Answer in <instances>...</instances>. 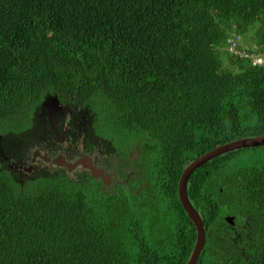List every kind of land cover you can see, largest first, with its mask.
<instances>
[{"label": "trees", "instance_id": "trees-1", "mask_svg": "<svg viewBox=\"0 0 264 264\" xmlns=\"http://www.w3.org/2000/svg\"><path fill=\"white\" fill-rule=\"evenodd\" d=\"M256 25L260 47L235 54L229 40ZM257 52L264 59V0H0L2 144L18 133L29 142L48 94L87 107L105 136L143 148L156 201L145 215L169 223L142 231L141 199L88 175L21 184L0 162V264H151L139 260L144 232L155 264H185L197 231L179 179L215 146L264 133ZM188 194L207 228L197 264H264V145L207 161ZM226 214L237 226H217L231 225Z\"/></svg>", "mask_w": 264, "mask_h": 264}, {"label": "flooded vegetation", "instance_id": "flooded-vegetation-1", "mask_svg": "<svg viewBox=\"0 0 264 264\" xmlns=\"http://www.w3.org/2000/svg\"><path fill=\"white\" fill-rule=\"evenodd\" d=\"M62 105L63 110L52 119H49L46 111H39L36 114L35 122L24 134L32 132L29 142L17 139L19 133L8 143H5V139L3 147L7 151V159L1 157V164L15 172L21 184L37 176H53L59 172L66 175L74 172L78 173L79 177L88 175L98 183L103 192L122 197H117L118 199L129 198L132 202L136 196L141 199L142 205H137L139 214L137 226H142V231L146 219L145 226L159 228L169 226L166 212L160 221L156 215L152 216L150 224L148 222L150 216L145 215L146 210L151 211L150 205L156 201H152L155 192L149 191L150 182L146 176V162L140 144L138 142L123 144L112 136L102 135L97 127L98 119L95 112L87 107L63 103ZM84 158L90 159L97 169H101L102 174L93 176L91 170L81 163L80 160ZM63 160L72 164L78 161L79 163L70 170L68 166L59 164V161ZM217 226L237 225L222 223ZM145 235V232L142 236L139 235V241L142 242L139 260L155 264L156 258L152 250L154 242L149 243ZM156 240L159 241V246H164L160 249L161 252L168 249V240Z\"/></svg>", "mask_w": 264, "mask_h": 264}, {"label": "water", "instance_id": "water-1", "mask_svg": "<svg viewBox=\"0 0 264 264\" xmlns=\"http://www.w3.org/2000/svg\"><path fill=\"white\" fill-rule=\"evenodd\" d=\"M63 110V105L58 97L57 94H48L42 101L39 111L45 112L49 115V119H52L58 112ZM3 135L0 134V158L6 157L7 151L3 147L2 144ZM264 145V133L253 135V136H246L240 137L238 139H233L231 141L219 144L214 148L208 150L207 152L201 154L200 156L193 159L184 169L179 179L178 184V196L179 200L183 205L188 217L193 222L197 235L193 250L191 252L189 260L185 264H197L198 258L205 246L207 240V228L204 225L203 218L196 207L193 205L189 194H188V182L190 179L191 174L201 165L206 163L207 161L211 160L214 157L219 155L228 153L230 151H234L241 148H248V147H256ZM84 167L91 170L92 175L97 177L102 174L99 169L93 164L90 159L84 158L80 160ZM79 161L76 164H72L66 161H59V164L66 165L72 170L76 165H78ZM30 169V168H29ZM28 169V171H29ZM225 219L230 224H235V216L234 215H226Z\"/></svg>", "mask_w": 264, "mask_h": 264}, {"label": "rangeland", "instance_id": "rangeland-1", "mask_svg": "<svg viewBox=\"0 0 264 264\" xmlns=\"http://www.w3.org/2000/svg\"><path fill=\"white\" fill-rule=\"evenodd\" d=\"M251 28H253V29L251 30ZM251 28L249 29V32L246 33L243 37H241V38H235V39H230L229 40L231 42V47H230L231 50L236 51V53L239 51V50H236L235 49V45L236 44H242L245 47H251V48H258V47H260V45L258 43H256V40H257L256 37L254 35H253L254 37L251 36L252 34H255L256 32L259 31L260 26L256 25V26H253ZM261 55L263 56V54L262 53H259V52L253 54V56H254V62H256L259 57H262ZM260 61H264L263 57H262V59ZM229 65L230 64H227V66H229ZM104 130H105V127H103L101 129V134L102 135H104L103 132H102ZM108 132L110 133L111 130L109 129ZM68 176L70 178H72V179H75V180H78L79 179V174L78 173L70 172ZM159 213H161V211ZM166 218H168V215H166ZM146 221H147V219L144 221L143 226H145ZM148 222H149V224L152 222L151 216L149 217Z\"/></svg>", "mask_w": 264, "mask_h": 264}, {"label": "built area", "instance_id": "built-area-1", "mask_svg": "<svg viewBox=\"0 0 264 264\" xmlns=\"http://www.w3.org/2000/svg\"><path fill=\"white\" fill-rule=\"evenodd\" d=\"M236 50H239V49L236 48ZM234 52L237 55H243V56H246L247 55L245 52H243V50L242 51H238L237 53H236V51H234Z\"/></svg>", "mask_w": 264, "mask_h": 264}, {"label": "clouds", "instance_id": "clouds-1", "mask_svg": "<svg viewBox=\"0 0 264 264\" xmlns=\"http://www.w3.org/2000/svg\"><path fill=\"white\" fill-rule=\"evenodd\" d=\"M251 57H253V56H251ZM262 59V57H259L258 58V60L256 61V62H254V64H256V63H260V64H262L264 61H260ZM207 234V233H206ZM207 236V235H206ZM206 244V243H205ZM205 247V246H204ZM204 249V248H203ZM203 251V250H202Z\"/></svg>", "mask_w": 264, "mask_h": 264}]
</instances>
